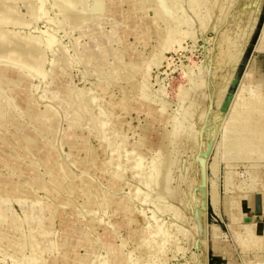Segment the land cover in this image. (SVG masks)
<instances>
[{"label": "rangeland", "instance_id": "374dc122", "mask_svg": "<svg viewBox=\"0 0 264 264\" xmlns=\"http://www.w3.org/2000/svg\"><path fill=\"white\" fill-rule=\"evenodd\" d=\"M10 1L15 2L25 21L31 19L26 6L36 4L37 0ZM133 1L136 0H116L124 8ZM259 2L251 34L243 40L245 45L241 44L238 57L233 58L229 69L232 74L225 76L228 81H225L222 107L215 113L219 119L214 117L211 144L203 154L205 164L201 162L205 183L198 187L195 182L204 202L199 212L204 214L207 225L197 241V234L193 236V220L185 221L186 215L178 213L187 198L186 185L173 180L172 185L175 184L180 195L172 198L161 192L160 195L156 180L151 177L162 168L158 161L161 160L158 140L180 115L177 97L180 89L188 85V66L192 71L209 66L217 52L214 25L218 24L212 23L211 15L204 24L196 21L195 26L193 22L192 27L181 26V32L174 34V43L168 45H161L156 36V27H164L162 22L150 21L142 32L127 22L117 27L110 18L98 29L94 21L90 26L79 27L69 16L55 15L48 3L44 4L46 13H41L38 21L15 28L21 35L31 32L38 37L43 71L24 85L15 84L7 76L0 78V91L11 100L8 105L0 100V112L6 114L5 125L0 123V175H5L2 178L6 183L0 193V205L19 221L28 219L36 223V229L40 227L42 233L38 231L32 246L22 250V245L12 240L19 237L11 234V227L7 226L10 222H0L3 247H0V264H252L253 261L264 264L263 243L260 249L252 248L244 228L250 221L264 234V212H257L251 201L246 204L249 198L264 201V144H259L264 143V0ZM142 9L139 5L135 13L153 16L151 8ZM205 9L202 4L199 11L203 13ZM186 30L192 31L186 33ZM105 33H109L110 39L103 44ZM45 38L54 40L52 45L48 46ZM130 58L133 61L129 62ZM130 66L133 74L128 76ZM160 85L163 91L158 89ZM246 97L256 98L263 108L258 128V133L261 129L262 133L259 135L256 128L247 130L251 134V138L247 135L252 143L251 151L246 147V151L240 148L234 153L224 145L227 134L234 129L227 117L232 113L230 109L242 105ZM159 100H167L168 105L161 109ZM234 103L237 105L233 106ZM42 115L48 119L43 121ZM18 134H22V141L14 144L11 137ZM258 137L262 140L257 141ZM247 151L250 152L246 154ZM188 152L180 156V169L185 173L195 161L194 158L191 161L192 157L196 158L195 152H190L193 155ZM186 154H190L188 159ZM185 159L191 161V166L189 163L187 166ZM229 169L232 174L227 173ZM251 172H257L253 182L262 188L260 191L257 185L253 189L245 188L247 191L241 188ZM213 181L215 185L211 187ZM228 181L237 192H233ZM214 191L216 202L211 198ZM224 192L237 197L232 198L239 203L235 205L238 209L225 207L229 214L223 207L227 197H231ZM15 249L22 250L20 256L13 254Z\"/></svg>", "mask_w": 264, "mask_h": 264}, {"label": "bare ground", "instance_id": "6f19581e", "mask_svg": "<svg viewBox=\"0 0 264 264\" xmlns=\"http://www.w3.org/2000/svg\"><path fill=\"white\" fill-rule=\"evenodd\" d=\"M24 1H26V0H24ZM135 2L137 3V5L135 4ZM45 3H48L50 5L52 11H55L54 12L55 15L57 14L60 16H62V15L63 16H69L71 21L74 23V25L79 26V27H81V26L85 27L86 25L90 26L91 22L94 21V22L98 23V27H95L96 29H98V28L103 27L106 20L108 18H110L113 20V23H115V26H117V27H120V26L122 27V25L127 22V24H130L133 26L132 27L133 29L137 30L138 32H142V31H145L146 27L148 26V24H147L148 22H150V21L156 22V23L162 22L164 24V27L157 29L156 24L152 27V29L156 27V36L158 37V41H159V43H161V45L163 43H166L168 45L169 43L174 41L173 40L175 37L174 34H176L179 31V28L185 24L191 25V23L193 22L194 26H195L196 21H198L197 22L198 24H200V22H202L201 24L206 23L204 21H206L208 19V17H207L208 15H211L212 23L214 22V24H216V23L218 24V25H214V26H217V28L215 27L216 28L215 29L216 30V32H215L216 36H215V43H214V45H215L214 47L217 48V52L214 54L212 52V54H213L212 57L209 56L210 54H207V53L205 54V55H208L209 57H211L210 62H212V63L206 67H205V65H203L202 67L198 65L200 68L199 69L197 68L196 71H192L190 66H188L189 71L186 69L188 72L186 70H184L188 73L187 75L189 77V82H188V85H186L184 88L180 89L179 96L177 97L178 98L177 99V101H178L177 107L179 108L180 115L178 113H176V115L178 114L179 116L177 115L178 117H176V119H174V122L171 123V124H173L172 127L171 128L169 127L170 129L165 128L162 132L161 137L158 140V146L157 147H158L159 152L161 151V153H160L161 154V160H159L160 159L159 158L158 161H161V167L162 168H161V170L156 172L155 177H153V176L151 177V178H154V181L156 180V182H154V183L158 186V188L160 190L157 192H159L160 195L162 193L163 195H166V196L168 195V196H171L172 198L173 197L176 198V196L180 195V192L177 189V187L176 188L174 187L175 184L172 185L173 180H178L179 182L181 181L182 184L184 183L186 185L187 189L189 190L188 194L186 195L187 201L185 200V203H184V201L182 200L183 195L180 196L181 197L180 199L182 201H179L180 199L178 201L181 202L180 204H182V202H183L184 205L182 206L183 208L181 207L183 210H181V208H180L181 211L178 213L179 214L183 213L186 215L185 221L187 218H188V220L189 219L193 220V222L191 221L192 225H193V231H194L193 236L195 234H197L196 241H197V239L200 240L199 239L201 237L200 235H202V233L205 230V227L207 226L205 223L204 214L199 212V209L204 202L201 198V191L199 189H197V186L199 187L202 183H205V182H203V179L201 177V176H203V178H204V174H205L204 173L203 175H201L203 173V171L205 170L204 169L202 171V169H201V164L202 163L205 164L204 159H203L204 158L203 154L205 153V151L209 148V146L211 144L210 143L211 140H209V139H210V137L212 138V135L214 132L213 131L214 130V124L216 123L215 118L219 119V118H217V116H215V115H217L215 113L220 112V109L222 107L223 96H224V92H225V88H226V86H225L226 82L225 81H228V80H225L228 76L226 78H225V76L227 75V73H229V72L231 73V71L229 69L231 68V63L234 61L233 58L238 57L242 45H245L243 43V40L247 39V36L249 34H251L250 32H251V30H252V28H253L256 20H257V15L259 13V8H260L259 0H136V1H133L132 3H130L128 8H124L121 5V3L120 2L117 3L116 0L115 1L114 0H108V3H105V0H37L36 4H29V5L27 4L26 7L30 11L32 16H31V19H27L26 21L24 20V18L21 15H19L18 9L15 8V2L13 3V1H10V0H0V78L3 76H7V77L11 78L12 81L16 82L15 84L24 85V84H27L35 75L42 74V71H43L42 70L43 69V53L40 50V46H38V37L36 35L31 34V32H27V33L24 32V34L21 35L20 34L21 32L16 30L15 28L16 27H19V28L27 27L30 25L32 20L38 21V19L42 15L41 13H46V10L44 9ZM202 4H204V8H206L203 13H201V11H199L200 6ZM139 5L141 8H143L142 11H146L148 8H151L153 10V16L148 17V16H143L142 13H135V9L137 7H139ZM193 14L195 15V17H193ZM208 22H210V21L208 20ZM10 26L12 28H9ZM203 26L204 25H202L201 27H203ZM207 26H209V24ZM210 26H211V22H210ZM191 27H192V25H191ZM209 27H207L206 29L208 30ZM196 28H197V26H196ZM212 28H213V26H212ZM118 29L120 30V28H118ZM184 29L185 28L183 27L182 30L184 31ZM199 29H200V27H199ZM204 29L202 28L201 30L203 31ZM213 29H212V31H213ZM153 30H155V29H153ZM189 30H190V28H189ZM180 32H181V29H180L179 33ZM190 32L187 31L186 33H190ZM195 32H196V30L193 33H195ZM108 34L109 33H105V36H104L105 39H104V41L102 40L103 44H104V42L109 41L110 38H109ZM178 38H180V37L178 36ZM45 39L47 40L46 43L48 46L52 45V42L54 40H52L50 38H45ZM175 39H176V37H175ZM177 41H179V40L177 39ZM172 43H174V42H172ZM171 45L172 44H170L169 46H171ZM206 48H208V47H206ZM208 51H209V49H208ZM152 54H155V51ZM204 58L206 60L207 57L205 56ZM205 60H204V62H205ZM239 60H240V58H239ZM130 61H133L132 58H130L129 62ZM205 64H206V62H205ZM146 65H147V63H146ZM183 68L185 69V67H183ZM186 72H185V74H186ZM132 74H133V69L130 66V68L127 71V75L131 76ZM246 75H247V73H246ZM246 75H245V77H246ZM229 77H230V75H229ZM1 88H2V84H1V80H0V89ZM158 89L160 91H163L164 87L162 85H160ZM260 89L262 90V88H260ZM260 91H258V93ZM250 93H252V91ZM252 94H251V96H252ZM256 94L257 93H255V95ZM262 95H263V93H262ZM225 97H226V95H225ZM255 99L256 98H254V100H253V97H252V99L247 98L243 102L242 105H240L239 107H234L235 109H233V111H232V109H230L232 113L230 114V117H227V118H228V120L230 119L229 123L232 124V125L231 124L230 125L233 126L234 129H233V132L231 131V134L230 133L227 134L228 136L224 140V145H225V148H227V150L229 149L230 151L234 152V151H236V149L242 148L244 150L247 147V150L251 151V149H249L250 147H252V145H251L252 143L249 142V140H250L249 138H251L250 137L251 134L249 136L247 134V130L249 132L250 129L252 130V128H256L257 133H258V128H260L259 124L261 125L260 119L263 118L262 117L263 115L260 116L262 114V113L260 114V112L262 111L263 108L261 109V107L259 106V103L256 102ZM0 100L6 102L7 105L11 104L10 96L8 97L7 95L3 94L1 91H0ZM156 100H157V98H156ZM159 102H160L159 105L161 106L160 107L161 109L168 105L167 100H162V101L159 100ZM236 103H238V102H236ZM236 103H234L235 105L233 104V106H236L237 105ZM239 103H241V102H239ZM178 108H177V110H178ZM231 108H232V106H231ZM263 111H264V109H263ZM229 113H228V115H229ZM223 114H224V112H223ZM5 118H6L5 112H0V123L3 125H5ZM42 119L44 121V119H48V117L46 115H42ZM222 119H224V118L222 117ZM171 120L173 121V117ZM261 122H263V121H261ZM218 126H220V125H218ZM228 126H229V124H228ZM256 129H255V131H256ZM261 130L258 133L259 135H261L260 133H262ZM217 131H219V129ZM37 132H39V131H37ZM257 133H255V134H257ZM0 134H2V133L0 132ZM20 135H22V134H20ZM20 135L18 134L17 136L11 137L14 144H18L20 141H22ZM247 135L249 136V138ZM253 137H254V135H253ZM260 139L262 140L261 137H260ZM260 139L258 137L257 141ZM257 141H256V143H257ZM263 141H264V139H263ZM222 143H223V141H222ZM259 144L261 145L264 143H262L260 141ZM261 147L262 146H260V148ZM263 147H262V149H263ZM253 149H254V147H253ZM186 150H190V152L192 151L193 153L195 152L196 158H195V156L192 157V159L193 158L195 159V161H194V159L191 160V161H194L192 163L193 164L192 166L190 164L191 161H188L185 159L187 164L190 162L189 164L192 167V168L189 167V171H187V169H186L187 172L185 173V171L182 172V170L180 169V156H183L181 154H183V152ZM244 151H246V149ZM250 151H247L246 154ZM190 152H188V153H190ZM236 152L238 153L239 151L237 150ZM193 153H190V154L193 155ZM227 153H229V151L226 152V156H227ZM257 153H259V152H257ZM263 153H262V155H264ZM190 154H186V156L188 155V157H186L185 155L184 156L188 159L190 157L189 156ZM240 155L241 156H239V157H242V154H240ZM229 156H228V158H229ZM232 156H233V154H232ZM252 156L253 157H251V156L250 157L254 158V155H252ZM256 156L257 155L255 153V157ZM243 157H245V155ZM259 158H261V160H262V157L259 156ZM259 158L257 157V159H259ZM229 159H227V161ZM214 161H218V160L215 159ZM185 164L186 163H184V165ZM189 164L187 166H189ZM212 164H214V163H212ZM181 165H183L182 162H181ZM214 165L216 166V164H214ZM214 165L212 166V168L214 169L213 171H216L215 170L216 167H214ZM210 166H209V170H210ZM190 168H191V170H190ZM157 170H158V168H157ZM183 170H184V168H183ZM226 171H228L227 173H229V172L231 173L230 169L226 170ZM233 173H234V171H233ZM255 173L256 174H253L252 172H251V174L249 173L250 178L248 180H246V183L241 185V188H242V186L244 187V189L245 188L246 189L255 188L254 186H256L257 184H255L253 182V179H254V177L255 178L258 177L257 172H255ZM253 175H256V176H253ZM3 176H5V175H2V176L0 175V193H2L4 191V186L6 185V183H4V181H3V178H2ZM234 176H235V174H234ZM234 176L232 179H234ZM224 177H226V176H224ZM227 178H229V177H227ZM224 181H225V178H224ZM243 181H245V179ZM174 182H176V181H174ZM179 182H178V184H179ZM195 182H196L197 186H196ZM227 183L229 185L231 184L230 181H228ZM234 183H235V181H234ZM184 184H183V186H184ZM236 184H238V182ZM213 185H215L214 181H213V184L211 185V187ZM183 186H182V188H185ZM194 186H196V190H195ZM232 187L233 186H231V188ZM257 187H258V185H257ZM241 188L239 185V189H241ZM259 188L260 187H258L257 189L260 191L262 188L261 189H259ZM232 189H233V192H237L234 190V189L237 190V188H232ZM226 190H228V189L225 188V191ZM182 191H184V189H182ZM186 191L184 192L185 194H186ZM242 191H243V189H242ZM204 192H205V188H204ZM214 194H215V191H214V193L211 194L212 195L211 198H212L213 202H216V198H215ZM224 194H226V192H224ZM226 195L230 196L231 194H229V195L226 194ZM226 195L224 196V198L227 197ZM240 195H241V193H240ZM253 195H255V194H253ZM216 196H217V194H216ZM262 196H261V198H262ZM232 197L234 198V196H232ZM232 197L231 198L227 197V199L225 198L226 199V206H224L225 205V202H224L223 210L225 207L228 210L233 209L235 207L237 201L235 202L234 200L237 197H235L234 200ZM238 197L240 198V196H238ZM223 201H224V199H223ZM250 201L254 205L257 212H259V211L264 212V201H262L258 198L257 199L251 198V200L249 198L248 202L246 201V204L249 205ZM180 204H178V206ZM216 204H218V203H216ZM237 204H239V203H237ZM2 206L0 205V222H3V220L9 221L10 224H8L7 226L11 227V234L19 237V238H15V239L12 238V240L17 241L19 244H21L22 250L24 249V247L28 248L27 246H32V243L34 242V237L38 233V231L40 233H42L40 227L37 230L36 229V223L29 222L28 219L19 221L17 217L11 215L10 213L8 214V212L6 210H2ZM178 206H175V207H178ZM175 207H173V208H175ZM226 208H225L224 212L227 210ZM235 208H237V207H235ZM175 209H177V208H175ZM228 210H227V213L229 214L230 211L228 212ZM177 211H178V209H177ZM232 212L234 214V212H236V211L233 210ZM183 214L181 215V217L183 216ZM228 214H227V216H228ZM235 214H237V213H235ZM242 215H243V213H242ZM244 225H245L244 228H246V236L250 240V242H249L251 244L250 246H252V248L256 249V248L260 247V244L263 243V245H264V234H262L258 230L257 224L255 225V224L251 223L250 221H248V223H246ZM244 230H242V231H244ZM242 235L240 234V236H242ZM198 236H200V237L197 238ZM1 237H2V235L0 236V243H1ZM243 237H245V236H243ZM217 239H218V237H217ZM246 239H244V241ZM238 240L240 241L241 239H238ZM246 242H248V241H246ZM241 243L242 242H240V244ZM213 244H214V242H213ZM200 245H201V243L199 244V246ZM245 245L247 247V244H245ZM203 246H201V249L204 248ZM0 247H2V245H0ZM41 247H43V245ZM38 248H40V247H38ZM258 249H260V248H258ZM22 250H16L15 249V250H13V254L16 256H18V255L20 256L22 253L21 252ZM205 250L206 249H204V251L201 250V252L203 251L202 253L204 254ZM258 255H260V254H258ZM199 257H201V254ZM199 262H201V261H199ZM253 262H252V264H253Z\"/></svg>", "mask_w": 264, "mask_h": 264}, {"label": "water", "instance_id": "95a60500", "mask_svg": "<svg viewBox=\"0 0 264 264\" xmlns=\"http://www.w3.org/2000/svg\"><path fill=\"white\" fill-rule=\"evenodd\" d=\"M261 17V16H260ZM260 20V19H259Z\"/></svg>", "mask_w": 264, "mask_h": 264}]
</instances>
